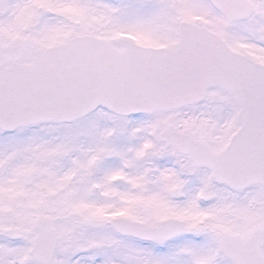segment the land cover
Segmentation results:
<instances>
[{
	"label": "snow or ice",
	"instance_id": "1",
	"mask_svg": "<svg viewBox=\"0 0 264 264\" xmlns=\"http://www.w3.org/2000/svg\"><path fill=\"white\" fill-rule=\"evenodd\" d=\"M0 264H264V0H0Z\"/></svg>",
	"mask_w": 264,
	"mask_h": 264
}]
</instances>
